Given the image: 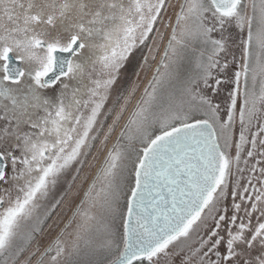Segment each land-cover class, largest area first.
Wrapping results in <instances>:
<instances>
[{
  "label": "snow or ice",
  "instance_id": "6c2138e0",
  "mask_svg": "<svg viewBox=\"0 0 264 264\" xmlns=\"http://www.w3.org/2000/svg\"><path fill=\"white\" fill-rule=\"evenodd\" d=\"M0 264H264V0H0Z\"/></svg>",
  "mask_w": 264,
  "mask_h": 264
},
{
  "label": "rangeland",
  "instance_id": "374dc122",
  "mask_svg": "<svg viewBox=\"0 0 264 264\" xmlns=\"http://www.w3.org/2000/svg\"><path fill=\"white\" fill-rule=\"evenodd\" d=\"M55 235H56V229H53L51 232L48 233V235L45 239V242H49L52 239H54Z\"/></svg>",
  "mask_w": 264,
  "mask_h": 264
}]
</instances>
